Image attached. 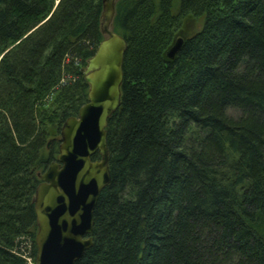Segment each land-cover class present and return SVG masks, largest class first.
Returning <instances> with one entry per match:
<instances>
[{"label": "trees", "instance_id": "1", "mask_svg": "<svg viewBox=\"0 0 264 264\" xmlns=\"http://www.w3.org/2000/svg\"><path fill=\"white\" fill-rule=\"evenodd\" d=\"M102 1L0 0V264L35 262L47 122L60 137L87 102ZM187 16L202 26L170 60ZM111 28L110 182L76 264H264V0H117Z\"/></svg>", "mask_w": 264, "mask_h": 264}, {"label": "water", "instance_id": "2", "mask_svg": "<svg viewBox=\"0 0 264 264\" xmlns=\"http://www.w3.org/2000/svg\"><path fill=\"white\" fill-rule=\"evenodd\" d=\"M116 1H102L100 32L104 38L82 72L88 85L87 102L77 116L65 120L58 154L38 175L33 199L34 264H76L93 244V212L100 192L110 182L106 128L120 105L127 50L125 39L111 28ZM183 41L175 40L167 58H174ZM96 154L100 158L93 160Z\"/></svg>", "mask_w": 264, "mask_h": 264}, {"label": "rangeland", "instance_id": "3", "mask_svg": "<svg viewBox=\"0 0 264 264\" xmlns=\"http://www.w3.org/2000/svg\"><path fill=\"white\" fill-rule=\"evenodd\" d=\"M179 0H175V5H177ZM202 18H194L192 16H187L184 20H183V24L181 29L176 33L175 37H174V42L177 38H181L183 40H185L186 38L192 36L193 34H195L197 31L200 30L201 26H202ZM47 128L51 131V135L53 136L51 141L54 140H58L60 139V137H57V135H55V131L54 128L52 127L53 124L52 123H48L47 122ZM33 264V263H32Z\"/></svg>", "mask_w": 264, "mask_h": 264}, {"label": "built area", "instance_id": "4", "mask_svg": "<svg viewBox=\"0 0 264 264\" xmlns=\"http://www.w3.org/2000/svg\"><path fill=\"white\" fill-rule=\"evenodd\" d=\"M30 264H32L30 261H29Z\"/></svg>", "mask_w": 264, "mask_h": 264}]
</instances>
